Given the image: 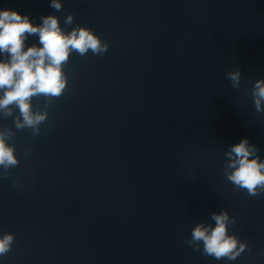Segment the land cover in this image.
<instances>
[{
    "label": "water",
    "instance_id": "obj_1",
    "mask_svg": "<svg viewBox=\"0 0 264 264\" xmlns=\"http://www.w3.org/2000/svg\"><path fill=\"white\" fill-rule=\"evenodd\" d=\"M61 2L57 12L51 0H0L35 24L57 15L65 30L79 24L108 44L102 56L71 54L67 90L39 137L0 117L20 161L0 176V235L14 234L0 264H264V193L248 196L223 174L242 138L264 160V113L250 96L264 78V0ZM237 67L234 89L225 69ZM222 209L248 245L233 261L185 242Z\"/></svg>",
    "mask_w": 264,
    "mask_h": 264
},
{
    "label": "clouds",
    "instance_id": "obj_2",
    "mask_svg": "<svg viewBox=\"0 0 264 264\" xmlns=\"http://www.w3.org/2000/svg\"><path fill=\"white\" fill-rule=\"evenodd\" d=\"M50 7L59 12L63 8L61 0H51ZM74 14L69 12L65 25H73ZM38 38V43L29 45V37ZM108 44L88 27L76 24L70 31L61 26L57 15L41 17L35 24L29 15L16 10L0 9V117L13 118L17 131L29 130L33 138L42 133V125L48 123L49 109L67 90L68 76L64 71L71 54L86 56L104 55ZM226 78L234 89L241 85L242 71L225 69ZM250 96L255 111L264 113V78L255 80ZM43 98V107L33 101ZM50 127V126H49ZM48 129H44L46 133ZM15 131L0 124V176L10 178V169L19 165L14 141ZM29 149L24 153L30 155ZM259 148L248 138L232 144L225 152L223 174L237 189L256 197L264 193V160ZM16 186L19 182L12 181ZM211 223L198 222L191 229L185 241L193 250L215 260H236L248 247L235 234H230L229 226L236 224V217L226 209L211 212ZM14 242L11 232L0 235V256L6 255Z\"/></svg>",
    "mask_w": 264,
    "mask_h": 264
}]
</instances>
